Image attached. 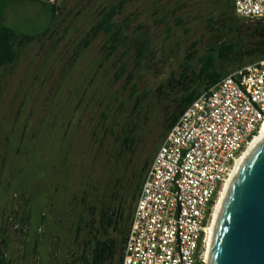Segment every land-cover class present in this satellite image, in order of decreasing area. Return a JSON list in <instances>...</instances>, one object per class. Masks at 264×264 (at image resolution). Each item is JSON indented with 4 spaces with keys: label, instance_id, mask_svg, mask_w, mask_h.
<instances>
[{
    "label": "rangeland",
    "instance_id": "rangeland-1",
    "mask_svg": "<svg viewBox=\"0 0 264 264\" xmlns=\"http://www.w3.org/2000/svg\"><path fill=\"white\" fill-rule=\"evenodd\" d=\"M38 1L60 8L52 23ZM222 2L24 0L11 6L8 25L35 34L51 23V31L40 42L17 48L16 62L0 72V252L7 264L77 261L92 227L100 225L101 205L117 209V180L122 184L135 166L154 160L171 104L160 98L166 92L175 98L168 84L176 85L188 56L189 76L206 59L226 76L255 63L249 62L256 56L250 53L249 28L258 19L233 14L229 21L222 17ZM112 5L119 7L116 23L127 26L130 39L110 57L107 35L86 47L85 39ZM136 35L148 39L139 66L141 51L131 42ZM230 46L229 61H221L222 49ZM136 95L142 96L139 101ZM135 125L132 166L126 168L118 157L115 165L108 162L107 153L92 161L93 131L107 130L113 143L109 129L120 135Z\"/></svg>",
    "mask_w": 264,
    "mask_h": 264
},
{
    "label": "built area",
    "instance_id": "built-area-1",
    "mask_svg": "<svg viewBox=\"0 0 264 264\" xmlns=\"http://www.w3.org/2000/svg\"><path fill=\"white\" fill-rule=\"evenodd\" d=\"M234 11L264 18V0H234ZM263 126L264 59L221 79L169 131L146 173L121 264H206L216 201Z\"/></svg>",
    "mask_w": 264,
    "mask_h": 264
},
{
    "label": "trees",
    "instance_id": "trees-1",
    "mask_svg": "<svg viewBox=\"0 0 264 264\" xmlns=\"http://www.w3.org/2000/svg\"><path fill=\"white\" fill-rule=\"evenodd\" d=\"M21 1L24 0H0V72L16 62L19 57L17 48L31 45L34 42H40L42 38L50 33V25L60 11V8L54 4L38 1V5L47 12L51 23L42 31V33H22L6 23L8 10L11 6L18 4ZM221 10L222 17L229 21L232 20L234 17L233 14L236 16L234 11V0H223ZM118 14L119 7L115 5L104 10L98 23L88 34V38L85 39V47L89 46L92 40L96 39L99 34H105L108 36L107 47L112 50L109 54L110 57L115 54L122 45H126L130 36L126 35L127 26L118 25L116 23ZM256 21L257 23L255 26L249 28L252 33L253 45L250 49V53L256 55L254 59L249 61L250 63H256V61L258 62L264 59V18H260ZM134 34H137V31L134 30ZM141 40L142 35H136L135 38H131L133 46L137 45L141 51L136 66H139L142 63L147 50L148 39ZM232 50L233 48L231 46L227 49H222L220 60L224 62L229 61L227 57ZM191 57L192 56H188V58H186L185 63L187 64L182 66L184 72L179 79L175 80L176 85L174 86V82H171L172 86H170L171 84H168V87L175 94V98L173 99L171 94L167 92L166 94L168 95L165 99L161 97V94L158 97H161L160 99H162V101L171 102L164 112L165 122L167 123L165 125V132L163 133L164 137L168 135L183 111L196 101L203 94L204 90L207 92L221 79L226 77L224 73L217 69L216 63L212 59L202 61L204 63L202 64L201 69L198 72L193 71L192 75L189 76L188 61ZM240 66L242 67L243 64ZM118 77L120 78V76ZM133 81L134 79L131 76L129 83L132 85V92L136 94L138 87ZM146 95L147 94H144L145 97ZM141 97V95H136L137 101H139ZM135 127L133 126L130 129L125 130L120 135H117L113 129H109L110 133L115 136V140L117 139L119 141L118 144L116 142L115 145L112 144L113 147L107 145L106 141L108 140L109 134L106 132L107 130L103 129L105 133V152H108L110 147L109 156L111 157V160L108 162H113L115 165L116 158L118 157L126 163V168L132 166V157L136 155V135L138 133L136 131L137 127ZM152 161V158L147 159L144 166H140V169H137V166H135L131 176L129 178L127 177V180L124 181V179L121 178V180H123L122 184L117 180V184H114L113 187V197L118 201L117 209L108 208L104 203L101 205L100 225L97 228L92 227V236L91 239L85 242V248L80 251L79 249L82 247V243L78 241V236L75 239L76 242L74 244L80 251V255L78 256L77 261L73 264H121L123 250L129 234L136 203L146 173ZM119 193H121V196ZM97 209L98 207L96 209L93 208L92 212H97ZM0 264H7L3 252H0Z\"/></svg>",
    "mask_w": 264,
    "mask_h": 264
},
{
    "label": "water",
    "instance_id": "water-1",
    "mask_svg": "<svg viewBox=\"0 0 264 264\" xmlns=\"http://www.w3.org/2000/svg\"><path fill=\"white\" fill-rule=\"evenodd\" d=\"M208 264H264V141L228 192Z\"/></svg>",
    "mask_w": 264,
    "mask_h": 264
},
{
    "label": "bare ground",
    "instance_id": "bare-ground-1",
    "mask_svg": "<svg viewBox=\"0 0 264 264\" xmlns=\"http://www.w3.org/2000/svg\"><path fill=\"white\" fill-rule=\"evenodd\" d=\"M264 141V126L262 130L259 132V134L256 135L254 139H252L249 144L246 146V148L242 151V153L239 155V157L236 159L233 168L227 177V180L223 186V189L216 201L214 211H213V216H212V222L211 225L208 229V234H209V243H208V252H207V261L206 264L209 263L210 259V254L212 250V245H213V240H214V235L216 231V226L224 205V202L227 198L228 192L238 174L240 169L242 168L243 164L246 162L247 158L250 156V154L257 148L259 144H261Z\"/></svg>",
    "mask_w": 264,
    "mask_h": 264
},
{
    "label": "flooded vegetation",
    "instance_id": "flooded-vegetation-1",
    "mask_svg": "<svg viewBox=\"0 0 264 264\" xmlns=\"http://www.w3.org/2000/svg\"><path fill=\"white\" fill-rule=\"evenodd\" d=\"M109 137H110V139H108L106 141L108 146L113 147V145H115V142L118 144L119 141L117 139L112 143L111 136H109ZM104 140H105L104 132L102 134L101 133V130L98 131L97 133H95L93 131L92 143H91L90 153H89L90 158L92 159L93 162L100 161L101 158L104 156L105 153H107V154L110 155V147H109V151L108 152H105L106 149L104 147L105 146V144H104L105 141Z\"/></svg>",
    "mask_w": 264,
    "mask_h": 264
}]
</instances>
